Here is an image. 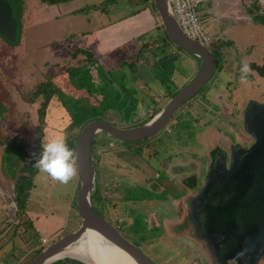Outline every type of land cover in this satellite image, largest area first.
<instances>
[{"label":"rangeland","instance_id":"rangeland-1","mask_svg":"<svg viewBox=\"0 0 264 264\" xmlns=\"http://www.w3.org/2000/svg\"><path fill=\"white\" fill-rule=\"evenodd\" d=\"M6 1L10 4L0 1V12L4 10L1 19L9 14L15 20L11 23L12 30L0 24V264H22L31 258L34 250L43 246L41 235L51 241L72 230L79 221L74 210V196L79 184L76 167L74 175L65 183L52 179L35 167L40 158L37 149L40 155L43 142L56 136L64 140L76 136L79 128L64 109H69L76 122L99 117L120 127H130L149 118V108L155 107L157 111L194 74L197 64L191 54L171 44L162 31L150 27L153 26L152 6L145 9L143 0H70L59 3V6L42 0H21V3L15 0L21 4V10L13 4L14 0ZM102 1L105 3L100 4ZM91 3L95 6L87 13L62 15L69 14L72 8ZM256 4L264 7L262 0ZM139 7L141 20H132L133 10L136 13ZM198 11L202 21L207 18L201 14L200 6ZM228 20L221 25L226 27L222 44L210 46L217 55L218 66L190 102L198 95L201 97L186 102L173 115L185 109L182 122L187 124L176 126L179 131L172 135L166 132L167 127H173L169 122L162 132L146 137L147 146L140 144L132 148L140 150L144 158H152L149 152L153 149L155 160L163 161L168 155L174 157L176 163L185 159L195 163L199 173L205 175L209 169H201L202 153L208 149L210 137L221 135L219 128L215 132L216 127L223 125L224 129V123H236L232 112L256 95L264 101V10H260L249 24H242L236 18ZM131 22L139 23L140 32L147 31L148 27L150 32L138 39L140 50L128 55L117 48L126 39L125 24ZM128 30L129 36L131 30ZM71 34L74 35L67 40ZM6 35L10 37L7 39ZM104 36L111 37V44L104 41ZM154 37L157 41L149 44ZM159 41H166L168 49L161 51ZM143 43H147L145 47ZM129 45L134 47V41ZM244 64L250 69L248 80L240 79V68ZM144 76L149 81L141 80ZM47 79L55 84V94L51 98L57 97L59 103L51 104L56 109L54 112L50 108L46 110L42 124L38 119L42 95L34 99L31 96L36 83L40 80L47 82ZM158 81L172 95L167 97L168 93L157 104L153 100L158 97L159 88L155 89L153 83ZM212 82L213 88H207ZM211 108L220 111L213 114ZM208 121L215 125L208 124ZM224 132L229 139H234L233 134L226 131V126ZM96 136L109 147L117 148L118 152L125 150L119 143L130 148L138 142H120L109 135L103 137L101 133ZM171 137H174V144ZM113 154L101 153V163L107 167L114 160L111 158ZM150 164L143 162V169L139 172L123 169L132 177L126 182L122 178L115 181L121 185L113 186L115 190H112L108 202L110 199L115 201L109 208L108 218L115 224L117 216L129 214V218L118 222L119 230L141 246L157 264H216L201 247L202 242L192 236L193 229L190 232L183 223H177L171 234L167 225H158L157 221L147 218L145 213L150 211L148 204H152L151 201L157 198L160 201L167 192L176 200L182 193V186L176 181L173 188L168 181L169 188L167 184L164 189L158 185L155 192L147 189V181L154 180L155 172L160 179L161 175L164 176L162 168ZM101 172V181L105 182L103 174H108V169ZM184 178L187 180L190 176ZM162 179L163 183L167 178ZM15 187L21 188V193ZM106 192L102 189V196L106 197ZM92 198L93 201L97 199L95 195ZM21 200L25 203L19 212L17 201ZM169 203H166L168 211L172 208ZM94 208L107 217L103 202H96ZM257 264H264V260Z\"/></svg>","mask_w":264,"mask_h":264},{"label":"water","instance_id":"water-1","mask_svg":"<svg viewBox=\"0 0 264 264\" xmlns=\"http://www.w3.org/2000/svg\"><path fill=\"white\" fill-rule=\"evenodd\" d=\"M152 4L166 35L178 47L194 55L199 61L198 67L177 92L146 120L130 127H120L107 119L94 118L82 125L76 134L74 147V164L79 179L74 210L80 223L51 240L26 264H49L63 257L95 264L89 257L73 250L87 230L96 232L108 245L121 250L129 264H157L141 246L130 241L115 225L97 214L90 199L94 187L91 163L93 137L101 133L121 141H136L154 135L178 108L199 91L214 70L216 58L213 52L184 33L169 1L152 0ZM3 13L4 10H1L0 24L12 30L11 23L15 19L9 14L1 19ZM244 123L255 139L253 144L233 154L229 167L222 159L215 162L204 180L198 200V228L203 235L212 238L214 249L209 243L208 249L211 258L218 264H224L229 259L236 264H256L264 246V104H250Z\"/></svg>","mask_w":264,"mask_h":264},{"label":"flooded vegetation","instance_id":"flooded-vegetation-1","mask_svg":"<svg viewBox=\"0 0 264 264\" xmlns=\"http://www.w3.org/2000/svg\"><path fill=\"white\" fill-rule=\"evenodd\" d=\"M201 5H202V0H200L199 6L201 7ZM260 10H261V7L258 10H256V12L259 13ZM210 46L208 48L212 51ZM213 54L216 58V63H215L214 70H213L212 74L214 73V71L216 70V68L218 66L217 55L214 52H213ZM191 56H194V55L191 54ZM192 58H194L195 65L197 64V67H198V62H199L198 59L195 56ZM246 77H247V74H246ZM249 78L252 79V77H250V76H249ZM246 80H248V79H246ZM209 85L210 86L207 88H209V89L213 88L212 87L213 82L210 83ZM204 86H205V84L200 89H202ZM214 92H215V88H214ZM227 95H229V93H227ZM197 97H201V95H198ZM191 98L186 102H190ZM196 98H194L193 100H196ZM186 102L184 104H186ZM254 103L259 104V105H263L264 101H261L259 99V96L256 95L255 97H253L248 102L243 103L240 106L239 110L236 107L235 110L237 109V111H238L237 113H235V110H234V112H232V117L234 119H237L234 121L236 123H224V125L226 126V131L228 133H232L233 134L232 137H234V139H229L226 136V134L224 132L225 126H224V129L222 128L223 125L221 127H216L215 132H217L218 131L217 128H219V130H220L219 132L222 131V133L220 136H215V137L209 138V141L207 143L208 149H206V150L204 149L205 151H203V153H202V156L204 158V162H203L201 169H204V170L209 169V171H210V169L213 167L215 162L217 160H221V159L224 161L225 166L229 167L230 158L232 157L233 154H237L238 152H241L242 150L248 149L253 144L255 139L252 136V134L248 131V129L245 127L244 119H245L246 114H247V108L250 106V104H254ZM183 105L181 107H183ZM211 110H212L213 114H217L220 111V110L214 109V108H211ZM180 111L185 112V109L182 108ZM180 114H181V112H178V115H180ZM174 115H175V113H174ZM178 115H176V116L172 115L173 118L171 117L168 120V122L166 123V125L159 131L162 132L163 129L165 130V128H166V126H168L169 122L173 125L176 124L175 123L176 119L179 118ZM191 118H193V117H191ZM194 118L196 120L197 116H195ZM200 122H201V119H200ZM209 123L211 125H215V123L208 121V124ZM166 129H167L166 132L173 133L172 135L177 133V130L173 127L169 126V128L167 127ZM159 131L157 133H155L154 135L158 134ZM213 131H214V129L212 130V132ZM154 135H152V136H154ZM105 136L106 135L103 134V137H105ZM119 141L121 142V140H119ZM136 141H138V142L134 143V145H131L130 148H126L125 144L119 143V145H121V147H124L125 150L118 152L117 148H111L107 144L103 143V141H100L99 139H95V136L93 137V139L91 141V163H92V166L94 169V187H93L92 192L90 194L92 208L94 209V211L97 214H99L100 216L104 217L107 221L112 223V221L109 219L110 218L109 208L114 203L115 200L111 201V199H110V201L108 202V199L112 197V193H113L112 190H115L116 186L120 187L119 185H121V183L118 184L119 181H117V182H115V181L119 178H122V181L126 182V181L130 180L132 177L129 174V172L128 173L124 172L123 169L126 171H129V169H135L136 171L138 170L137 172H139L141 169H143V167H142L143 162L147 163L148 165H151L150 162L152 164L155 163V164H157V166H154V167L163 169V175L164 176L161 175V179H160V177L157 176V174L155 172V175L153 177L154 180L147 181V184L145 187L147 189H150V190L155 192V190H157V188H158V185H160L161 188L164 189L165 186L168 184V181L171 182V188L175 187V181H176V183H178L180 186H182V188L180 187L182 189V191H181L182 193H181L179 199H176V200L174 197L170 196L169 192H167V193H165V195L162 198H160V201H158L159 198L151 201L152 204H148L150 211L148 210L145 213L147 218L157 221L156 223H158V225H160V224L167 225L169 227L171 234L174 232L172 229L175 227V225L177 223H179V224L183 223L184 226H186L190 230V232L193 229L192 236L197 238L198 240H200L202 242L201 247L206 251L208 258L210 259L211 254H210V251L208 249V246L211 245V247L214 249V246H212V244H213L212 238H210L209 236L203 235L201 233L200 229L198 228V221H197L198 200H199V197L201 195V192L203 191L202 187H203L204 180L206 179V176L208 173H206L205 175L203 174L204 172L202 174L199 173L198 167L195 165V163H190L189 161H187L185 159L184 160H177L178 162L176 163L175 158L171 157L169 155L167 157H164L163 161L161 159L155 160L153 158L155 156V152H153V149L149 152V154H151L152 158H150V156L144 158L140 154V152H139L140 150L132 149V148L137 147L140 144H144L147 146L148 142L146 141V137L143 139H140V140H136ZM129 142H134V141H129ZM171 142H172V144H174V142H175L174 137H171ZM107 143H110V142H107ZM168 145H169L168 147L172 146L169 143H168ZM170 148L173 150L174 147H170ZM107 151L110 154L114 153L113 156H111V158H114V160L109 165H107V167H106L105 165H103L101 163V158H99V156L101 153L106 154ZM151 159L154 161V163L151 161ZM104 163L106 164V161H104ZM161 163H162V167H161ZM175 164H177V165H175ZM102 169H105L106 171L108 169V174L107 173L103 174L104 178L106 179L105 182L101 181ZM175 169H177L179 172L175 171ZM97 172H98V179L96 181ZM100 172H101V174H100ZM111 173L114 174V176ZM199 174H200V176H198ZM188 176H190V178H188L186 180L184 177H188ZM163 177H165L167 179L162 183L161 180H163L162 179ZM129 183H131V182L129 181ZM131 184H133L134 186L137 185V183H133V182ZM169 186L170 185L168 184L167 187L169 188ZM102 189L107 190V192L105 194L106 197L104 195L102 196V194H101ZM94 195L97 197V199L95 201H93V198H92V196H94ZM168 201H170L169 204H171V207H172L170 209V211H168V209H166V206H167L166 203H168ZM96 202H98V203L103 202V206L105 205L106 210H107V213H106L107 217L103 213L97 211L94 208V205ZM141 214L143 215V211ZM129 217H130L129 214L126 215L125 217L119 215L116 218L117 220L115 221V224L114 223H112V224L115 225L119 229V227L117 226L119 224L118 222L122 221L125 218H129ZM79 223H80V221H79ZM76 227H74V228H76ZM178 227H179V225H178ZM179 229H180V227H179ZM208 243H209V245H208ZM60 259H61L60 262L59 261H57L58 263L56 262L57 264H60V263L61 264H80V263L85 264V263H83L81 261H77L73 258L67 257V258H63V259L60 258ZM71 259L74 261H72ZM259 260H264V246H263L262 253H261L260 257L256 261V264ZM216 264H218V263L216 262ZM224 264H236V262L233 259H229Z\"/></svg>","mask_w":264,"mask_h":264},{"label":"crops","instance_id":"crops-1","mask_svg":"<svg viewBox=\"0 0 264 264\" xmlns=\"http://www.w3.org/2000/svg\"><path fill=\"white\" fill-rule=\"evenodd\" d=\"M262 1L264 2V0H262ZM256 2H258V0H202V5L200 7V11H201L202 15H205L207 17L206 19L203 20V22L205 24L206 31L210 32V34L213 38L215 37L211 46L215 47V43L218 45L222 44V42L224 40L222 35H223V32H225L226 27L223 28L221 25L223 24V22H225V20L230 19L228 21H233V18H236L237 20L242 21L241 22L242 24H249L250 22H252L253 19L255 18V16L258 14V12H256V10H258L260 7H261V10H264V7L262 5H257ZM145 9L149 10L148 7H146ZM152 12H153L152 13L153 15L152 14L151 15L153 17V19H152L153 26H150V27H153L152 29H157L159 32L162 31V33L165 36H167L164 29H163V26H162V23H161L160 18L158 16V13L154 9V7L152 8ZM71 14L75 15L78 13H73V12H69V14H63L62 13V15H71ZM133 15H132L133 17L131 16L132 20L133 19L134 20H136V19L141 20V18H140L141 13L140 12L135 13ZM152 22H149V23H152ZM150 27H148L149 28L147 30L148 32H150ZM127 30L128 31L131 30V35L128 36ZM143 32L144 31L140 32V30H139V23L133 24V22H131V23H129V25H127V23H126L125 29H124L126 39H125V41L122 42L121 45L118 46L117 49L118 50H124L128 55L135 50H139L140 41L138 40L137 35L140 33H143ZM111 40L112 39L110 36H104V41H106V43L111 44V42H112ZM132 41H134V45H133L134 47H131L129 45ZM170 42H171V44L176 46L178 49L182 50V48L178 47L175 43H173V41H170ZM128 57L130 58V56H128ZM192 57H194V56H192ZM139 60L141 61V59H139ZM155 60H157V59H155ZM147 79L148 78L146 76H144V78L143 77L141 78V80H144L145 82L149 81ZM151 83H153V82H151ZM153 85H154L155 89L159 88V92H158L159 94H157L158 97L155 96V99L153 100L154 103L158 104L163 98H165L168 95V93H169V95L167 97H170L172 95L169 92V89L165 85L161 84V81L155 82V84L153 83ZM154 109H155V107L151 108V109L149 108V111L152 112ZM107 120H109V119H107ZM12 181H14V180H12ZM26 226L28 227V224ZM23 231H24V228H23ZM49 264H55V263H53V261H52Z\"/></svg>","mask_w":264,"mask_h":264},{"label":"trees","instance_id":"trees-1","mask_svg":"<svg viewBox=\"0 0 264 264\" xmlns=\"http://www.w3.org/2000/svg\"><path fill=\"white\" fill-rule=\"evenodd\" d=\"M15 1V0H14ZM17 1H19V3H21V0H17ZM17 1H15V2H13V4L15 5V6H17L18 8H19V10H21V4L19 5L18 4V2ZM42 1H44V2H48L49 4H56V5H58L59 3H61V2H66V1H70V0H42ZM106 1V0H105ZM105 1H102V3H100V4H103V3H105ZM4 2H8V1H6V0H4ZM143 2H145L144 3V8H146V7H148L149 8V6H152V8H153V4H152V0H143ZM9 3V2H8ZM10 4V3H9ZM99 4V5H100ZM59 6V5H58ZM95 6V3H91V4H89V5H84L83 7H75V8H72L71 9V12H73V13H87L90 9L89 8H91V7H94ZM137 10V12L140 10V7L138 8V9H136ZM136 12V13H137ZM133 14H135V11L133 10V12H132V15ZM13 17V16H12ZM14 18V17H13ZM90 18V17H89ZM15 19V18H14ZM145 33H148V31H144L143 33H140V34H138L137 35V38L138 39H140L142 36H143V34H145ZM74 34H71V35H69L68 36V38H67V40H70L71 38H72V36H73ZM166 37H168V36H166ZM8 39V38H7ZM160 39V38H159ZM158 39V40H159ZM167 39H169V41H171L170 40V38L168 37ZM157 40L155 39V38H153L151 41H149L148 43L150 44V43H155ZM66 42V41H65ZM160 42V41H159ZM66 43H68V44H70V42H66ZM65 43V44H66ZM161 44H162V47H161V51L162 50H165L167 47H166V44H167V42L166 41H161L160 42ZM141 44V43H140ZM144 44V47L146 46V44L147 43H143ZM72 45V44H71ZM164 45H165V47H164ZM140 50V49H139ZM155 52V51H154ZM156 58V57H155ZM90 59V58H89ZM88 61H90V60H88ZM48 81L47 82H45V81H42V80H40V81H38L36 84V87L34 88V91H32V96H31V98L32 99H34L37 95H39V94H41L42 95V101H41V103H40V108H38L39 109V113H38V119L40 120V122H42V124H43V122L45 121L44 120V116H45V114L47 113L46 112V110L48 111V109L50 108V109H52L53 110V112L56 110V109H53L52 107H51V104H55V103H59L58 101H56L58 98L57 97H55V99H53L52 100V96H53V94H55V87H54V83L53 82H50V79H47ZM61 105V104H60ZM62 106V105H61ZM63 107V106H62ZM81 108V107H80ZM64 111L65 112H67L68 113V115H69V118L71 119V121H72V123L74 124H76L77 126H78V128L80 129L81 127H82V125L85 123L82 119H80L78 122H76L75 120H74V118H73V116H72V114L70 113V111H69V109L67 108V109H64ZM156 112V110L154 109L151 113H150V115L149 116H151V115H153L154 113ZM179 112V111H178ZM185 113L186 112H184V111H182L181 112V115H182V117L181 116H179L178 115V119H176V124H174L173 125V128H175L176 126H180V125H186L187 123H185V122H182L183 121V117L185 116ZM148 116V117H149ZM181 117V118H180ZM192 117V116H191ZM89 117H87V118H85L86 120H91V118L90 119H88ZM94 118H99V117H94ZM93 119V118H92ZM177 130V129H176ZM178 131L179 130H177V133H178ZM95 139H99L98 137H95ZM65 143H66V145H67V147L68 148H70V149H72L73 150V152H74V147H75V137H72V138H66L65 140ZM37 155H38V157H40V155H39V151H38V149H37ZM74 163V162H73ZM15 188H17V187H15ZM28 189V187L25 189V190H27ZM24 190V189H23ZM17 191L19 192V193H21V188H17ZM20 199V198H19ZM17 203H18V206H19V212H22V208H23V204L25 203H23V201L21 200V202L20 201H17ZM20 204V205H19ZM15 211H16V209H15ZM79 224V221H78V223H77V225ZM76 225V226H77ZM30 227H31V225H29ZM76 226H74V227H76ZM71 229H74V228H71ZM44 247V245L43 246H40L37 250H35L34 251V253H33V255L31 256V258H29L25 263H22V264H26L29 260H31L42 248ZM81 264V263H80Z\"/></svg>","mask_w":264,"mask_h":264},{"label":"clouds","instance_id":"clouds-1","mask_svg":"<svg viewBox=\"0 0 264 264\" xmlns=\"http://www.w3.org/2000/svg\"><path fill=\"white\" fill-rule=\"evenodd\" d=\"M249 71L247 64L241 65L240 79L244 80ZM73 159V150L67 147L61 136H56L43 142L40 158L35 162V167L52 179L65 183L76 171L74 164L71 162Z\"/></svg>","mask_w":264,"mask_h":264},{"label":"built area","instance_id":"built-area-1","mask_svg":"<svg viewBox=\"0 0 264 264\" xmlns=\"http://www.w3.org/2000/svg\"><path fill=\"white\" fill-rule=\"evenodd\" d=\"M175 19L179 23L184 33L196 39L201 44L209 47L214 38L207 33L205 24L199 16L198 7L200 0H168ZM42 245L48 243L45 235L40 236Z\"/></svg>","mask_w":264,"mask_h":264},{"label":"bare ground","instance_id":"bare-ground-1","mask_svg":"<svg viewBox=\"0 0 264 264\" xmlns=\"http://www.w3.org/2000/svg\"><path fill=\"white\" fill-rule=\"evenodd\" d=\"M73 250L80 255L87 256L95 264H129L127 256L108 243L96 232L87 230L83 237L75 244Z\"/></svg>","mask_w":264,"mask_h":264}]
</instances>
